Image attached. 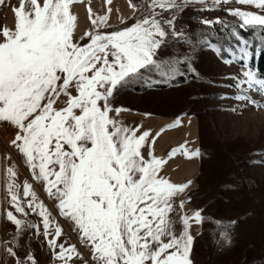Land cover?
I'll list each match as a JSON object with an SVG mask.
<instances>
[{"label":"snow or ice","instance_id":"1","mask_svg":"<svg viewBox=\"0 0 264 264\" xmlns=\"http://www.w3.org/2000/svg\"><path fill=\"white\" fill-rule=\"evenodd\" d=\"M77 2L0 0L14 21L0 27V122L14 130L11 146L83 248L58 239L61 225L27 180L21 197L13 164L4 170L12 210L4 208L0 216L14 232L11 240L0 241V249L14 264H37L31 250L23 257L16 250L26 242L27 228L42 235L57 264H193L189 228L203 217L199 209L185 213L186 202L179 199L192 182L176 183L161 174L166 161L154 155L153 142L164 129L150 136L139 124H125L120 114L126 109L113 106L115 96L137 85L171 84L189 73L198 79L194 50L207 48L224 64L239 63L226 77L234 98L264 108L249 95L264 96V78L249 63L254 51L264 50V0H145L140 5L129 0L134 22L120 17L122 26L115 30H108L111 0H104L103 15L87 8L90 25L79 36L72 12ZM196 3L222 8L232 18V23L220 16L201 18V23L208 32L220 25L218 31L236 42L234 48L204 34L194 40L177 28L175 10ZM238 29L252 30L259 40L245 39ZM174 43L186 44L188 52L165 56ZM180 123L177 117L167 127ZM187 144L168 156L198 157L200 151ZM29 212L39 224L23 218Z\"/></svg>","mask_w":264,"mask_h":264},{"label":"rangeland","instance_id":"2","mask_svg":"<svg viewBox=\"0 0 264 264\" xmlns=\"http://www.w3.org/2000/svg\"><path fill=\"white\" fill-rule=\"evenodd\" d=\"M131 2L140 5L145 0ZM220 17L225 19V16ZM228 21L232 23V19ZM132 22L133 17L127 24ZM183 31L194 40L200 39L188 28ZM235 44L224 48H234ZM186 52V44L174 43L173 47L164 50V55ZM194 52L193 63L199 73L198 79L189 73L178 76L171 84L150 88L137 85L121 90L115 96L113 106L157 116L185 114L197 120L200 151L197 186L185 195L188 213L199 209L203 217L193 245V264H264V108L234 98L226 77L233 70H239L238 63L224 64L207 48H196ZM225 94L229 98H220ZM249 95L257 103L264 104V96L258 92ZM25 180L32 184L38 198L44 201L61 225L62 237L58 239L82 249L69 222L58 216L53 202L43 193L42 186L31 180L26 166L19 189L21 197ZM23 218L39 224L40 218L34 213L29 212ZM39 226L42 231V225ZM13 232L14 227L10 234ZM34 232V229H25L22 239L26 242L16 249L18 255L23 257L31 250L37 264H57L42 235L35 236ZM222 232L227 234V239ZM5 238L9 241L12 237ZM87 258L90 259V255Z\"/></svg>","mask_w":264,"mask_h":264},{"label":"crops","instance_id":"3","mask_svg":"<svg viewBox=\"0 0 264 264\" xmlns=\"http://www.w3.org/2000/svg\"><path fill=\"white\" fill-rule=\"evenodd\" d=\"M210 3V0H208ZM16 0H6V4H15ZM87 6V7H86ZM232 6L240 5L233 4ZM90 7L93 13L96 15H103L106 11L104 0H78L72 7V12L77 15V28L75 35L79 36L83 31L88 30L90 21L87 19V8ZM111 7L112 12L109 18V24L111 27L108 30H115L122 25L119 24L120 17H128L125 21L127 23L133 17V11L129 7L128 0H111V3L107 5ZM186 7L203 8L200 4H188ZM180 9H176L179 11ZM14 26L13 14L10 12L7 6H0V27ZM87 38H85L86 41ZM116 107V106H114ZM179 117L181 123L173 128H168L167 125L173 123V121ZM122 121L129 125H140L141 130H149L150 136H154L156 132H160L163 128L164 131L160 132V135L156 137L153 142L154 155L164 158L165 165L161 169V174L169 178L176 183H185L191 180L186 193L194 190L197 186V175L199 172V156L186 158L181 153H177L175 156L169 157L168 153L173 149L188 142L187 146L192 150H199L198 143V122L197 120L185 114L157 116L151 114H141L140 112H134L132 110L122 111L120 114ZM14 136V130L11 126H5L3 122H0V210L4 208L11 209V206L6 203L7 189L5 187V167L15 164V170L17 176L14 178L16 183L20 186L23 179V171L25 165L23 164L19 153L11 146L10 140ZM185 194H181L179 199L185 200ZM186 202V201H185ZM184 212L188 213L187 205L185 203ZM189 214V213H188ZM177 227H182L177 222ZM10 222L0 216V241H7L6 234H10L13 230ZM200 223L192 222L190 224L189 232L193 237L192 249L190 252V258L192 260L193 245L200 232ZM0 264H14V258L8 256L0 249Z\"/></svg>","mask_w":264,"mask_h":264},{"label":"trees","instance_id":"4","mask_svg":"<svg viewBox=\"0 0 264 264\" xmlns=\"http://www.w3.org/2000/svg\"><path fill=\"white\" fill-rule=\"evenodd\" d=\"M178 21H177V28H188L192 32L193 35L197 36L198 38H201L202 34L208 35L213 38V42L218 43L219 45L225 47L228 44H232L233 42L236 43L227 32H220L218 29L220 28V25H216L217 31L208 32L206 25H203L200 23V19L203 17H209L211 15L216 16H225V19H232L223 11V9H216V10H202L197 11L190 8H184L181 11H179L177 14ZM240 31V34L245 39H249L252 41L259 40V35H256L252 32V30H242L238 29ZM227 56V54H225ZM252 69L257 72L260 76V78H264V50L260 51L258 54L255 53L250 58L249 61ZM239 64V63H238ZM157 87V86H156ZM163 87V86H158Z\"/></svg>","mask_w":264,"mask_h":264},{"label":"built area","instance_id":"5","mask_svg":"<svg viewBox=\"0 0 264 264\" xmlns=\"http://www.w3.org/2000/svg\"><path fill=\"white\" fill-rule=\"evenodd\" d=\"M5 236H7V238H10V237H12V235H11V234H7V235H5Z\"/></svg>","mask_w":264,"mask_h":264}]
</instances>
